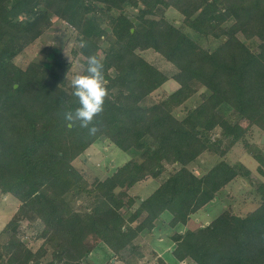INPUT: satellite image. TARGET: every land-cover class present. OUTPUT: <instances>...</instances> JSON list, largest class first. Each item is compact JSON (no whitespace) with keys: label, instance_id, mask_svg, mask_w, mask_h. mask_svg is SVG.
<instances>
[{"label":"trees","instance_id":"16d2710c","mask_svg":"<svg viewBox=\"0 0 264 264\" xmlns=\"http://www.w3.org/2000/svg\"><path fill=\"white\" fill-rule=\"evenodd\" d=\"M170 9L179 25L168 19ZM49 15L75 31L81 74L90 55L104 64L109 94L95 135L79 121L68 128L62 116L79 106L72 61L48 47L50 63H17L49 28ZM188 29L218 45L204 46ZM81 40L89 46L82 49ZM150 49L178 72L169 76L147 60ZM171 78L179 84L174 91L144 104ZM255 127L264 131V0H0V195L19 202L1 231L0 264H87L99 243L126 259L165 212L173 262L160 256L157 264H264V182L255 209L226 208L191 225L232 181L253 184L245 164L224 157L238 142L252 147ZM57 137L66 150L54 144ZM104 140L131 157L84 183L73 162ZM205 152L221 159L197 175L189 165ZM252 156L264 176V153ZM154 180L148 196L133 191Z\"/></svg>","mask_w":264,"mask_h":264},{"label":"rangeland","instance_id":"374dc122","mask_svg":"<svg viewBox=\"0 0 264 264\" xmlns=\"http://www.w3.org/2000/svg\"><path fill=\"white\" fill-rule=\"evenodd\" d=\"M8 5L10 6L11 2H9ZM134 11L135 9L132 7H128L126 9V13L129 16L133 15L132 13ZM167 17L170 21L177 25L181 23V16L174 9L168 10ZM48 22L49 28L37 41L31 44L17 57V63L23 67H25L30 61L50 63L53 58V51H59L66 57L67 60L73 62L69 73V78L71 80L73 75L81 74L85 65L84 58L81 55L74 56L72 52L73 48L77 44L75 39L76 33L65 21L61 19H55L49 15ZM187 31L190 32L194 38L201 41L206 47L213 49L218 45V41L216 40L202 39L191 30L188 29ZM48 47H51L53 51H50ZM143 55L147 60L155 64L169 76L178 72L171 63L167 62L163 56L154 50H146L143 52ZM178 86V82L171 78L158 90L157 93L147 97L144 104L148 105L160 100L162 97L174 91ZM194 100H196L195 97L193 99L191 98L188 102H193ZM263 134V130L256 127L253 128L251 135H248L247 137V140L250 144H252V147H248L245 144V141L238 142L224 157V159L231 164L238 162L245 164L253 172V184L248 182L242 183L243 179L241 178L232 181L218 193L216 199L208 203L204 208L200 209L192 216L193 220L191 221V225H197L198 221L199 224H206L208 221L216 218L226 208H232L237 213L246 214L248 211L255 209L259 205L261 193L257 190V184L264 182V176L258 173V162L252 154L257 150L264 153V143H261ZM54 144L59 149H67L66 142L58 137L56 138V142H54ZM130 157L131 155L127 152L113 147L110 142L104 140L102 143L92 146L88 150L87 155L74 160V170L77 175L83 178L84 183H90L95 176L104 177L107 173L110 174L112 166H120ZM220 159L221 157H218L217 155L205 152L196 161L191 163L189 167L197 175H202L217 164ZM170 168L171 167H167L163 174L167 175ZM158 185V180H154L147 183L144 187L135 185L133 187V191L142 197H146ZM18 204V200L11 194H7L5 196L0 195V235L5 224L9 221L12 214L17 209ZM168 218L169 212H165L162 218L158 220L157 228L152 233L145 234L138 239V242H140V248L137 249L136 252L138 253L136 255L128 254L126 259L120 256L114 257L111 250L104 243H99L92 249V252L88 254L86 263L105 264L111 260L112 264H157V259L160 256L166 261L172 263L173 257L171 249L173 247V240H171L169 235L173 234L174 230L167 224ZM35 227L37 229H41L42 224L38 222ZM32 233V230L27 232L29 236L28 240L32 239L30 238L32 237ZM2 237L7 239L8 235L2 234ZM40 242L41 241L32 242V244L36 247ZM190 263L194 264L193 262ZM190 263L187 262L186 264ZM178 264L185 263L179 262Z\"/></svg>","mask_w":264,"mask_h":264},{"label":"clouds","instance_id":"9594fccd","mask_svg":"<svg viewBox=\"0 0 264 264\" xmlns=\"http://www.w3.org/2000/svg\"><path fill=\"white\" fill-rule=\"evenodd\" d=\"M88 42L81 40L80 47L87 48ZM104 64L95 54L88 56L87 68L84 74H75L71 78V95L76 98L79 106L75 111H64L63 119L68 128L76 126L79 121L81 129H87L89 135H95L99 129L93 124L94 119L104 111L105 100L108 97L109 81L104 76ZM92 125L91 127H89Z\"/></svg>","mask_w":264,"mask_h":264},{"label":"water","instance_id":"95a60500","mask_svg":"<svg viewBox=\"0 0 264 264\" xmlns=\"http://www.w3.org/2000/svg\"><path fill=\"white\" fill-rule=\"evenodd\" d=\"M261 143H264V134L262 136Z\"/></svg>","mask_w":264,"mask_h":264},{"label":"crops","instance_id":"0c3cea01","mask_svg":"<svg viewBox=\"0 0 264 264\" xmlns=\"http://www.w3.org/2000/svg\"><path fill=\"white\" fill-rule=\"evenodd\" d=\"M198 222H199V221H198ZM206 222H207V221H206ZM207 223H209V221H208ZM207 223H206V224H207ZM173 243H174V242H173ZM173 243H172V244H173ZM173 246H174V245H173ZM172 248H173V247H172ZM182 263H185V264H186V261H183Z\"/></svg>","mask_w":264,"mask_h":264}]
</instances>
